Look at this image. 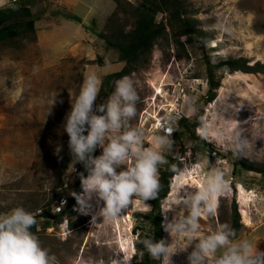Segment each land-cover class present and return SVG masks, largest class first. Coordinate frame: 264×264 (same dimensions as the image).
Wrapping results in <instances>:
<instances>
[{"label":"rangeland","instance_id":"obj_1","mask_svg":"<svg viewBox=\"0 0 264 264\" xmlns=\"http://www.w3.org/2000/svg\"><path fill=\"white\" fill-rule=\"evenodd\" d=\"M120 1V15L115 21L128 25L129 31L134 20L128 3L136 0ZM184 3L209 42L204 46L187 37L179 41L168 31L157 39L137 71L128 76L139 96L137 115L130 124L144 128L146 147H159L154 138L162 134L163 118L174 117L173 143L162 150L165 157L178 154L179 145L173 139L177 124L182 118L192 119L195 103L207 95L205 60L218 64L245 58L249 65L264 63V0ZM3 4L13 5L10 0H0V6ZM117 6V0H38L33 8L36 33L32 39L0 46V215L17 207L32 213L52 201V208L58 211L70 198L80 173L77 164L64 166L71 154L62 125L71 101L79 94L84 72L95 73L101 89L108 75L125 67L117 51L109 49L101 37L109 35L108 26ZM69 16H78L81 22L71 21ZM167 19V14H159L156 20L165 23ZM219 75L223 79L218 96L204 106L205 144L184 138L187 153L181 163L188 174H177L173 179L170 195L162 205L163 229L181 210L188 215L183 204H174L177 186L185 185L182 197L196 191L193 187H202L209 169L216 166L223 170L230 186L218 197L215 215L202 214L196 235L206 236L218 224L232 227L237 205L242 225L238 240H249L264 251V176L240 170L236 173L232 165L239 157L264 165V74L220 70ZM100 104L99 92L94 108ZM238 133L248 140L247 155L234 150ZM196 136L201 138L197 131ZM57 148L59 155L54 154ZM100 154L102 148L98 147L97 156ZM103 206L95 197L87 206L77 199L68 219L54 221L51 229L38 236L41 245L57 256L59 264H117L118 260L133 264L141 239L135 228L140 234L151 232L149 205L136 198L117 219L105 221L97 216ZM164 233L166 243H173L171 264H189L188 255L198 241L187 246V241L175 233L173 237Z\"/></svg>","mask_w":264,"mask_h":264},{"label":"clouds","instance_id":"obj_2","mask_svg":"<svg viewBox=\"0 0 264 264\" xmlns=\"http://www.w3.org/2000/svg\"><path fill=\"white\" fill-rule=\"evenodd\" d=\"M99 92L97 75L84 72L79 94L74 102L71 101V110L62 127L69 137L71 156L75 162L82 163L88 173L87 176L80 173L82 192L74 195L85 206L93 197L103 201L104 206L97 216H102L105 221L117 219L124 210H129L136 198L144 202L157 198L162 187L159 179L162 166L168 165V170L180 177L187 175L188 170H178L162 154V150L173 143L174 117L166 115L163 118L162 134L154 138L159 147H146L144 128L130 124L137 115L139 101L133 82L128 77L116 81L111 96L94 108ZM206 129L205 118L201 117L196 131L202 139H207ZM97 147L102 148V154L94 156ZM247 149L248 140L238 133L235 152L247 155ZM59 152L57 148L54 154L59 155ZM121 166L126 167L118 172ZM229 186L225 173L216 166L209 169L202 187H193L196 191L182 197L180 193L185 185L177 186L174 204H183L188 215L181 210L177 217L164 224V230L172 237L175 233L187 241V246L198 241L188 255L189 264H264V251H259L249 240H238L237 231L228 224H218L206 236L196 235L202 214L215 215L218 197ZM92 222L95 224V216ZM37 225L34 214L23 207L0 215V264H59L57 256L44 248L32 231ZM138 244L152 259L171 264L175 253L171 252L173 243L169 245L164 239L154 242L151 236L139 239ZM124 260L130 261L126 253ZM117 264H120L119 260Z\"/></svg>","mask_w":264,"mask_h":264},{"label":"trees","instance_id":"obj_3","mask_svg":"<svg viewBox=\"0 0 264 264\" xmlns=\"http://www.w3.org/2000/svg\"><path fill=\"white\" fill-rule=\"evenodd\" d=\"M37 1L38 0H20L13 3L11 6L0 9V46H9L20 41H26L29 38L32 39L33 35L36 33V21L33 18V8L36 6ZM117 3L118 10L113 14V21L108 26L110 33L108 36L101 34V37L106 41L109 49L117 51L119 60L125 63V67L120 72L108 75L103 81L100 89L101 103L105 102L115 91L114 86L116 81L128 77L131 73L137 71V66L141 60L152 53L157 39L168 31L179 41L182 37H187L195 43L204 46L209 42L208 38H203L201 30L188 15L184 0H136L134 4L128 3L130 16L134 20L132 28L129 31L126 30L129 27L128 25L119 24L115 21L116 17L120 15L119 8L121 1L117 0ZM159 14L168 15V19L165 23L157 22L156 19ZM69 19L78 23L81 22L78 16H69ZM205 63L207 69V95L203 101L195 103L196 114L192 119L182 118L178 122L177 130L173 136L174 141L179 145L178 154L176 156L169 155L166 157L169 164L176 165L178 170H183L184 167L181 163V159L184 158L187 153L185 151L184 138H189L195 143L205 144L203 139L196 136V129L199 126L200 118L204 115V106L215 101L218 96L217 93L223 79V77L219 75V71L225 70L228 71L229 74H235L237 72H242L244 74H264V63L257 62L254 65H249V62L245 58H230L218 64H213L207 59ZM93 155H98V147ZM71 164H77L79 173H83L87 176L88 173L83 164L75 162L72 156L65 161L64 166L67 168ZM232 165L236 173L240 170L242 172L264 176V165H256L245 158L239 157L237 160L233 161ZM177 174L178 173L169 171L168 165L160 168L159 179L162 187L158 197L145 201L150 207L148 222L151 227V232L150 234H140L139 229L135 228V231L139 233L138 237H141V239L151 236L154 242H159L161 239H164L162 205L168 198L173 179ZM81 192V180L80 176H78L73 185L72 194L70 198L67 199L63 208L59 211H54L52 208L54 203L52 201L46 204V206L39 207L32 212L38 221V225L32 228V231L39 236L51 229L54 221L68 219L67 217L71 215L72 207L77 201V195H74V193L80 194ZM57 201L61 202L62 197ZM37 228H40V230L37 231ZM71 228H75L73 224H71ZM232 228L237 231L238 239L242 230V225L240 223L237 205L233 208ZM142 247V245L137 244L133 264H161V261L152 259Z\"/></svg>","mask_w":264,"mask_h":264},{"label":"built area","instance_id":"obj_4","mask_svg":"<svg viewBox=\"0 0 264 264\" xmlns=\"http://www.w3.org/2000/svg\"><path fill=\"white\" fill-rule=\"evenodd\" d=\"M18 1H20V0H10V3L13 4V3L18 2ZM4 7H6V4H3L2 6H0V9H1V8H4ZM62 205H64V203H63ZM61 208H62V207H59L58 211H59ZM38 229L40 230V228H38Z\"/></svg>","mask_w":264,"mask_h":264},{"label":"bare ground","instance_id":"obj_5","mask_svg":"<svg viewBox=\"0 0 264 264\" xmlns=\"http://www.w3.org/2000/svg\"><path fill=\"white\" fill-rule=\"evenodd\" d=\"M177 177V176H176ZM179 177V176H178ZM170 195V194H169Z\"/></svg>","mask_w":264,"mask_h":264}]
</instances>
